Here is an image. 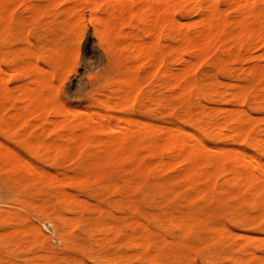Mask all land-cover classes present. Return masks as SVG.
<instances>
[{
    "label": "bare ground",
    "instance_id": "bare-ground-1",
    "mask_svg": "<svg viewBox=\"0 0 264 264\" xmlns=\"http://www.w3.org/2000/svg\"><path fill=\"white\" fill-rule=\"evenodd\" d=\"M42 1H44L43 11L60 3L58 0ZM22 3L26 4L28 11L36 10L41 6L37 1H29L27 4L26 0H0V39L8 37L11 26V22L6 21V15L9 13L6 7ZM62 3H68L66 13L73 18L74 25L80 31L83 30L84 11L88 10L91 15L90 21L94 24L95 32L100 40L113 45L122 58L131 60L132 66L129 67L127 64L124 67V74L121 76L122 82L119 83L118 88L114 91L116 101L113 106L108 107L106 101L95 100L96 110L87 107L74 112L62 106L56 95H54L56 99L52 96L54 87L51 90L52 94L48 93L49 87L52 86V74L49 77L40 74L35 77L34 81L30 82L33 83L32 85L19 87L18 96L12 97L10 101L13 111L7 113V103L3 97H5L8 88L2 79L5 75H0V130L2 131L4 127L7 130L8 127L6 125L10 124L11 128L13 127L14 135H20L21 133L32 135L34 132L33 128L36 126L40 128L42 133L48 132L60 136L61 141L59 142L36 144L27 142L25 144L29 152L36 156L38 160L45 158L50 151L54 152L53 160L54 164L57 165L68 158H72L78 167L92 171L103 163L119 161L120 168L127 171V176L123 180L124 184L132 185L136 189L146 185L149 176L157 177L168 170L176 169L177 166H182L179 174H174L177 176L172 181L156 180L154 182L152 188L158 189L157 193H152L155 197L161 199L162 202L179 197L182 203L185 202L189 205L194 204L197 200H201L204 203L210 201L222 204L228 211H231L230 219L234 224L243 227L254 226L256 230L264 234V127L257 131L256 134H253L250 128L254 119L250 114L242 109L224 108L225 110L221 111L223 113L222 120H218L214 115L206 113L207 111L200 110V117L197 120L199 122L203 121L202 124L204 123V125L200 133L197 134L186 130L182 126L159 127L157 125V127L147 122H136L137 119L135 118L136 120H134L131 115L118 116L114 112L124 108L127 109L128 107L131 108L130 105L137 100L139 91L137 63L140 60L145 61L144 70L147 77L152 78V80L163 67L160 73L162 79L165 80V83H169L173 89L177 90L179 97L182 99L181 101L186 103L185 109H190L189 100L191 99V90H193L191 88L193 83H195L189 78V73H192L195 68L193 58L197 60V57H206L214 44L217 41L219 43L223 36L236 40L234 49H225L224 52L231 63L236 62L242 56L243 51L246 52L251 48L264 44V0H62ZM224 3L230 9L234 8L239 11L236 19L228 20L224 10L221 8ZM100 4H105L108 10L107 18H102L98 15L97 11ZM177 9H180L184 14L194 13V19L186 23V25L185 23L183 24L176 13ZM225 10L227 11V9ZM130 23L132 24L130 26L131 31L124 33L118 30L119 26L130 25ZM163 37L170 38L174 44L161 45L160 41ZM113 38H116V41L112 40ZM186 50L193 51V54L188 59L184 57ZM216 50L219 51V49ZM167 53H175V57L184 61L182 68L173 69L164 66ZM64 54V47L54 44L42 51L41 56L48 62H54V66H57L60 64ZM3 56L7 58V52H4ZM37 56L39 55L33 50L24 48L22 50V57L24 58L22 69L24 71L33 70L34 66L31 59ZM256 58L264 60V53ZM224 62L228 61L224 60ZM205 65L207 66V64ZM36 68L39 67L36 66ZM223 71L225 70L223 69ZM2 72L6 73L0 64V73ZM233 72L231 69L226 70V74L230 77L233 76ZM247 74L249 81H255L256 84L262 83L251 100V105L255 109L253 111L264 110V66L254 64ZM147 80L148 78L145 81ZM152 90H150L147 97L145 96L146 99L156 97V95H152ZM247 94L245 90H242L232 93L229 98L223 97V99L226 102L243 105L248 102ZM197 102L201 101L197 100ZM208 103L210 106L212 102ZM169 107L172 109L171 106ZM106 108L113 112L101 113L100 110ZM158 109L160 108L158 107ZM70 114L80 124V134H76L74 128H69L65 120H59L58 118L59 116L67 117ZM96 132L104 133L106 137L101 140H93L90 135ZM204 136L212 140L237 139L247 144L251 152L248 153L245 150L232 148L225 150L219 147L215 150L211 149L204 143ZM140 144L143 150H146L151 156L157 157V162L147 164L142 158H137L136 149ZM1 147L3 146L0 145ZM9 152L7 153L8 155L1 152L3 154H0V163L4 162L7 164V168L12 174L11 180L24 187L23 195L26 196V202L31 206H35L43 218L42 221L52 226L55 238L60 241L63 247H69L73 244L78 246L81 241L76 236H72L70 230L76 227H81V230L88 229L95 224V221L89 216H93L96 213L102 214L100 209V211L90 209L84 200L67 192L66 188L64 189L67 182L79 181V178L74 175H72L74 178H71L70 175L65 176L69 179L57 178L54 175L45 176L46 174H43L36 165H32L27 161L17 160L16 153L12 154L13 152L11 151L9 154ZM164 152L167 153L166 158H163L162 154ZM48 158L50 157L48 156ZM220 179L221 182L218 183ZM180 184L187 190L183 195L176 190ZM91 194L92 192L90 196ZM85 195L89 197V194L86 193ZM97 202L100 203L99 201ZM158 204L156 203L155 205L158 206ZM201 206L203 205L201 204ZM190 208L184 211L168 208L164 211L148 214L146 218L148 221L154 222L155 227L153 228H156L155 230H150L143 222H139L136 219L132 220L126 226L131 230V233L123 235L125 236L124 241L133 249V252L130 255L107 259L106 263L194 264L195 262L193 263L190 257V251L197 247L195 241L205 238L202 241H204L208 250L205 253L204 262L206 264H220L221 261L213 255L212 248L216 247V245L225 246L231 238L230 230L225 227L226 225H213L211 223V214L208 211H198V209ZM240 208L243 210L242 213L238 211ZM86 212L91 214L93 212L94 214L85 215ZM230 225L232 229V224ZM97 226L100 228L98 231L102 233L104 239H110L108 240L109 242L117 239L123 233L117 228L115 237L109 238L108 235L112 233L114 226L110 224ZM164 228L171 231L176 230V234H172L171 240L166 239L164 231L163 233L161 232ZM19 230L22 229L19 228ZM19 230L18 228L16 231L11 230L13 232L9 234V242L12 244L25 243L28 250H31L43 242L42 235L38 230V232L34 231L32 233H23L24 229L22 231ZM202 233H205L207 237L201 235ZM191 235L195 237L194 241L188 238ZM21 236L24 238L22 243H20ZM232 236L236 235L233 234ZM237 236L243 239L246 238L247 241L246 235L237 234ZM117 241L119 242V240ZM262 241L264 246L263 238ZM239 245L237 244V246ZM79 251L81 250L79 249ZM229 260L233 264H264V256L258 255L255 251H245L244 255L230 256ZM26 262L31 264H84L81 257L70 259L69 257L52 255L35 256L29 258ZM9 264L16 263L11 261Z\"/></svg>",
    "mask_w": 264,
    "mask_h": 264
},
{
    "label": "rangeland",
    "instance_id": "rangeland-1",
    "mask_svg": "<svg viewBox=\"0 0 264 264\" xmlns=\"http://www.w3.org/2000/svg\"><path fill=\"white\" fill-rule=\"evenodd\" d=\"M26 1L27 4L29 1H37L41 6H39V8L36 10L30 11L27 10L26 4L24 3L18 5L12 4L6 7V10L7 8L9 10V13L6 15V21H10L11 26L8 37L0 39V64L2 69L6 71V73L2 72L0 75H5V77H2V79L5 81V85L8 88L5 97H3L7 103V113L13 111V108L10 106V101L12 97L18 96L17 93L19 87L22 85H32L33 83L30 82L34 81L35 77L39 76L40 74H43L46 77H49L52 74V86L49 87L50 91L48 90V93L52 94L51 90L54 87L52 90V96L55 99L57 96V100L62 103V106H65L69 110L75 112V110L79 111L80 109L82 110L87 107H90L92 110H96L97 100L106 101L108 103V107L113 106L114 102L116 101L114 91L116 88H118L119 83L122 82L121 76L124 74V67L127 64L129 67L132 66L131 60L122 58L119 53H117L113 45L100 40L99 36L95 32L94 24H92L90 21L91 15L88 10L84 11L83 30L80 31L78 30V27L74 25L73 18L68 16L66 13L68 3L63 4L62 0H58L60 3L43 11L44 1ZM221 8L224 10V13L228 17L229 21L230 19L232 20L237 18L239 12L238 10H235L234 8L230 9L225 3L222 4ZM225 9H227V11ZM97 13L102 18H107L108 10L105 4L99 5ZM176 13L179 16L180 21L183 24L185 23V25L186 23L192 21L195 17L194 13L184 14L180 9H177ZM130 26H132L131 23L130 25L119 26L118 30L124 33L127 31L129 32L132 30ZM115 39L116 38H113L112 40ZM217 42L214 44L212 48L213 50L211 49L206 57H197V60L196 58H193L195 61V68L192 73H189V78L197 83H193L191 88L193 90H191V99L189 100L190 109H185L186 103L181 101L182 99L179 97L177 90L173 89L169 83H165V80L162 79L160 73L163 70V67L152 80V78L147 77V74L144 70V67L146 66L145 61L140 60L137 63V69L139 72V91L137 100L132 105H130L131 108L128 107L127 109L124 108L114 112L118 116L131 115L134 120L137 119L136 122H147L154 126L159 125V127L182 126L186 130L199 134L201 128L204 125V123L202 124L203 121L199 122L197 120L200 117V110L205 112L207 111L206 113H210L218 120H222L223 113L221 111L225 110L224 108H236L246 111V113L253 117L254 120L250 129L252 130L253 134H256L257 131L264 127V120H262L264 118V110H256L254 112L253 110L255 109L253 108V105H251V100L253 99L254 93L258 92V89L262 83L259 82L258 85L255 81H249L247 73L254 64H261L264 66V60L256 58L257 56L264 53V44L256 48H251L246 52L243 51L242 56L236 62L231 63L224 52L225 49H234L236 40L223 36L219 43ZM160 43L161 45L174 44V42L168 37H163ZM54 44L64 47L65 49V54L61 58L60 64L57 66H54V62H48V60L41 56L42 51L53 46ZM24 48H29L39 55L31 59L32 65L34 66L33 70L31 71H24L22 69L24 62L22 50ZM216 49H219V51ZM4 52H7V58H4ZM192 54L193 51L186 50L184 57L188 59ZM210 56L213 57L212 60ZM165 57L166 58L163 64L164 66H168L173 69H180L184 65V61L179 60L178 57H175V53H167ZM224 60H227L228 62H224ZM207 61L208 63H206ZM205 64H207V66ZM18 66L20 67L18 68ZM36 66H38L40 69L36 68ZM223 69L225 71H223ZM228 69H231L232 72L236 69V72H233L232 77L226 74V70ZM239 74H241L240 77H238ZM195 75L197 76L195 77ZM147 78L149 81H145ZM151 89H153L152 95H156L157 99H155V96L146 99ZM242 90H245L246 94L250 91L247 94L248 102L244 103L243 105H239L234 102L224 101L223 97L229 98L232 93ZM197 100L201 102H197ZM193 101L194 103H192ZM206 102L212 103L209 106V103L207 105ZM168 104L173 110L170 109ZM158 107L160 109H158ZM218 108H220V110H218ZM100 111L104 114L113 112L108 108L101 109ZM134 111L137 112L135 113ZM167 112L169 113V116ZM257 117L260 118L258 119ZM58 118L59 120H65V123L69 128H74V132L76 134L81 133L80 124L77 120H74V117H72L71 114L67 117L59 116ZM144 118L145 120H143ZM6 126L8 127L7 130L5 127L2 131L0 130V145L4 147L0 148L1 152L6 155L11 150L13 152L12 154L16 153L15 155H17V160H23V162L27 161L32 165H36L43 172V174H46L45 176L54 175L57 178L69 179L65 176L70 175L71 178H74V176L79 178V181L77 180L75 182H67V184H65L66 186H64V189L66 188L65 190H67V192L84 200L90 209H100L102 214H94L93 212L91 214L86 212L85 215L94 214L93 216L89 217H92V220L95 221V224L92 227L83 230L80 229L81 227H76L77 229L72 228V230H70V234L79 238L81 243H79L78 246L73 244L69 247H63L62 244H60V241L55 238L54 232H52V226L42 221L43 218L35 206H31L26 202V196L23 195L24 187L11 180V171L9 168H7V164L2 162L0 163V264H9L11 261L15 262L16 264H31L26 261L29 258H33L35 256L37 257L39 255H52L65 258L69 257L70 259L74 257H81L84 264H107V259L130 255L133 252V249L124 241L125 236L123 235L125 233H131V230H129L126 226H128L132 220L136 219L139 222H143L150 228V230H155L156 228H153L155 227L154 222L148 221L146 218L148 214L164 211L168 208L184 211L190 207L198 209V211H208L209 214H211V223L213 225H226L225 227L230 230L229 233H231V238L229 242L225 246L216 245V247L212 248V253L217 257V259H220V264H233L229 260V257L233 255H244L245 251H255L258 255L264 256V246L262 241V238L264 239V234L256 230L254 226L243 227L234 224L230 219L231 211H228L224 205L210 201L204 203L201 202V200H197L194 202V204L189 205L185 202L182 203V200L179 197H177L178 199L170 198L171 200L162 202L161 199L155 197V195L152 194L158 190L157 188H152V185L156 180L172 181L175 176L179 174L182 166H177L176 169H172L171 171L168 170L157 177L149 176L148 183L136 189L132 185L124 184L123 180L124 177L127 176V171L120 168L119 161L115 163H103L95 170H92V172L86 168L78 167L75 160L72 158H68L59 165L54 164L53 158L55 153L51 151L45 158L38 160L36 156L29 152L25 144L27 142H32L33 144L42 142H59L61 141V137L54 135L53 133H42L40 128L36 126L33 128L34 132L32 135H25L22 133L20 135H14L13 127L11 128L10 124ZM228 134L230 133L228 132ZM90 136L93 140H101L106 137V135L101 132L93 133ZM203 140L209 148L214 150L219 147L221 149L224 148L225 150L232 148L242 151L245 150V152L248 153L251 152V149H249L247 144L242 143L237 139L226 138L223 140H212L211 138L204 136ZM136 155L137 158H142V160L147 164H154L157 162V157L151 156L146 150H143L141 144L136 149ZM162 155L163 158L167 157V153L165 152ZM48 156L50 158H48ZM19 162L21 163V161ZM72 175L74 176L72 177ZM109 175L111 176L109 177ZM100 179L102 180L100 181ZM219 182H221V179L218 181V183ZM72 189L77 190H73V192H71ZM176 190L182 195L187 192L182 184H180ZM91 192L92 194L90 196ZM86 193L89 194V197L85 195ZM156 203H159L158 206L155 205ZM201 204L203 206H201ZM238 211H240V213L243 212L241 208L238 209ZM225 218L228 219L226 220ZM101 224H110L114 226V230L112 229L111 233L114 235H108L109 238L115 237L117 228L123 233L117 239L109 242L108 240L110 239H104L102 233L98 231L100 228H98L97 225ZM230 224H232V229ZM17 228L18 230L19 228L22 230L24 229L25 231L19 230L23 233L39 231V233L42 235L43 242L36 245L31 250H28L27 244L25 243L19 245L12 244L9 242V234H11L14 230L16 231ZM11 230L13 231L11 232ZM163 231L164 234L166 233L165 235L167 240H171L172 234H176V230L171 231L167 228H164L161 232L163 233ZM246 233L250 236L249 238ZM233 234L236 236H232ZM237 234L246 235L247 241L246 238H240L237 236ZM201 235L207 237L205 233H202ZM21 237L20 243L24 241L23 236ZM188 238L191 241H194L195 239L193 235L189 236ZM117 240H119V242ZM202 240H205V238L195 241V245L197 247L190 251V257L193 263L195 262L194 264H206L204 262V257L208 248L205 247L204 241ZM237 244L240 245L237 246ZM79 249L81 251H79ZM86 257H88L89 260ZM100 260L101 262H99ZM132 264H137V262H133Z\"/></svg>",
    "mask_w": 264,
    "mask_h": 264
}]
</instances>
